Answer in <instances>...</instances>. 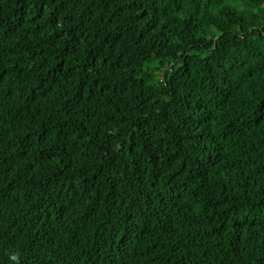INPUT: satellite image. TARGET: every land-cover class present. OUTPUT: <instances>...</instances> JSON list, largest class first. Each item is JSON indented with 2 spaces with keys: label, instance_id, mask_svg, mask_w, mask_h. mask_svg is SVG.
Listing matches in <instances>:
<instances>
[{
  "label": "trees",
  "instance_id": "1",
  "mask_svg": "<svg viewBox=\"0 0 264 264\" xmlns=\"http://www.w3.org/2000/svg\"><path fill=\"white\" fill-rule=\"evenodd\" d=\"M0 264H264V0H0Z\"/></svg>",
  "mask_w": 264,
  "mask_h": 264
}]
</instances>
